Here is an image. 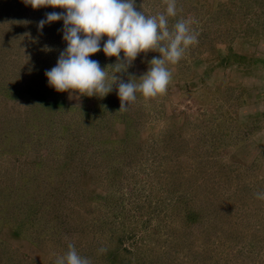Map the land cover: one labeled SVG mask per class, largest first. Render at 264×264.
Wrapping results in <instances>:
<instances>
[{
  "label": "rangeland",
  "instance_id": "1",
  "mask_svg": "<svg viewBox=\"0 0 264 264\" xmlns=\"http://www.w3.org/2000/svg\"><path fill=\"white\" fill-rule=\"evenodd\" d=\"M53 11L0 0V264H55L69 243L91 264H264V0H177L169 28L191 20L198 43L166 63L165 93L122 112L115 85H49L67 46L63 21L38 28Z\"/></svg>",
  "mask_w": 264,
  "mask_h": 264
},
{
  "label": "clouds",
  "instance_id": "2",
  "mask_svg": "<svg viewBox=\"0 0 264 264\" xmlns=\"http://www.w3.org/2000/svg\"><path fill=\"white\" fill-rule=\"evenodd\" d=\"M24 3L34 10H66L47 12L38 22L40 30L59 21L64 25L62 33L67 46L60 52L56 66L45 72L49 85L57 92H68L70 99L77 93L105 97L115 85L121 101L119 112L136 101L137 93L145 98L165 93L172 79L166 63H178L186 50L198 43V33L190 28L191 20L181 18L169 28L168 18L177 15V0H166V13L154 16H146L143 5L137 10L136 0H24ZM105 36L107 40L101 47ZM44 50L52 51L48 46ZM101 51L106 57H115L117 63L105 69L99 61L90 59ZM149 51L160 56L152 58L149 70L140 79L130 77L125 82L117 76L127 72L139 54ZM109 69L114 73L110 80ZM257 198L264 199V193H257ZM55 264H91V260L69 243L68 251L57 256Z\"/></svg>",
  "mask_w": 264,
  "mask_h": 264
}]
</instances>
